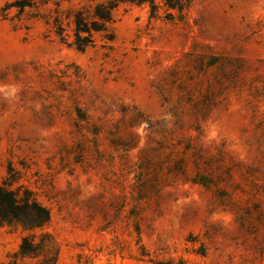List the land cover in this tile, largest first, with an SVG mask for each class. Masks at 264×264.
Here are the masks:
<instances>
[{
  "label": "rangeland",
  "instance_id": "374dc122",
  "mask_svg": "<svg viewBox=\"0 0 264 264\" xmlns=\"http://www.w3.org/2000/svg\"><path fill=\"white\" fill-rule=\"evenodd\" d=\"M100 1L0 0V183L50 211L0 264H264V0L122 3L79 50Z\"/></svg>",
  "mask_w": 264,
  "mask_h": 264
},
{
  "label": "trees",
  "instance_id": "16d2710c",
  "mask_svg": "<svg viewBox=\"0 0 264 264\" xmlns=\"http://www.w3.org/2000/svg\"><path fill=\"white\" fill-rule=\"evenodd\" d=\"M190 0H163L167 10L181 12ZM122 3L136 5L147 4L151 16L157 13V5L153 0H104L96 2L92 16L96 18L97 28H83L81 16L74 17L75 39L74 43L79 50L91 45L92 40L84 39L81 32L91 35L92 31L106 33L108 24L114 21L113 11ZM172 15V14H168ZM10 175V174H9ZM12 177L0 183V227L20 226L26 231L42 229L50 221V211L35 197L33 191L23 186L12 188ZM8 179V180H7ZM36 235H23L18 251L12 254L11 260L6 264H17L18 258L22 264H58V250L54 247L50 236L41 233L36 240Z\"/></svg>",
  "mask_w": 264,
  "mask_h": 264
}]
</instances>
